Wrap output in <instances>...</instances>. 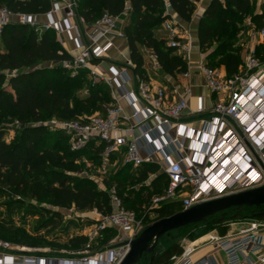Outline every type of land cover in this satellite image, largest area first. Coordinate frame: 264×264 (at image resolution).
<instances>
[{
	"label": "built area",
	"instance_id": "built-area-1",
	"mask_svg": "<svg viewBox=\"0 0 264 264\" xmlns=\"http://www.w3.org/2000/svg\"><path fill=\"white\" fill-rule=\"evenodd\" d=\"M257 4V14H263L264 0H257ZM76 6L75 0L65 7L52 5L44 28L57 34L75 30L78 54L74 55L73 63L67 65L74 74L87 69L96 80L108 84L113 98L106 107V114H87L59 124L68 135L72 150H83L90 144L101 146L98 163L84 159L87 169L95 172L86 173V169L81 173L85 172L87 178L105 189V181L118 168L124 165L139 168L144 163H155L160 166V172L167 175L168 184L162 193L151 198L143 216L127 208L117 187L112 185L108 192L113 210L108 213L97 209L87 211L88 215L83 218L86 223L76 235L85 236L86 242L73 249L72 254H41L30 246L0 240V264H121L130 251L131 241L146 228V216L157 215L154 210L162 204L179 200L184 211L208 200L264 185V52H258L253 45L241 71L230 77L221 75L204 60L199 63L198 72L206 86L212 94L222 98L209 108L200 104L195 114L204 117L205 125L196 132L181 122L192 85L184 87V97L170 102L165 86L148 78L146 68V77L136 74L131 59L121 67H111V76L99 72L95 62L106 58L114 46L110 37L126 39L125 26L120 24L119 17L104 14L92 23L95 26L92 32L83 34L72 22L77 16ZM170 8L168 3V13ZM60 11L66 13L65 25L54 19ZM14 16L18 19L13 21ZM80 20L85 22L82 17ZM9 22L38 25L35 16L15 14L0 5V34ZM163 30L168 33L167 44L182 50L184 58L189 57L191 45L179 36L172 15L163 24ZM257 37L264 45V21L258 27ZM153 61L160 66L155 54ZM181 74L184 78L190 77L188 70ZM132 80H136L137 86L130 90L127 84ZM121 97L128 100L131 117L122 114ZM224 122L237 124L242 137L237 139L232 130L221 136ZM172 130L176 131L175 137L171 135ZM246 139L254 146L259 159L252 161L249 157ZM188 140H191L189 145ZM186 148L191 149V155L184 153ZM157 155L163 157V163L155 159ZM112 233L115 236L110 246L94 250V245ZM210 242L225 252V260L210 254L194 262V248L187 247L181 255L172 258L171 264H264V220L247 218V226L223 236L210 235Z\"/></svg>",
	"mask_w": 264,
	"mask_h": 264
},
{
	"label": "trees",
	"instance_id": "trees-1",
	"mask_svg": "<svg viewBox=\"0 0 264 264\" xmlns=\"http://www.w3.org/2000/svg\"><path fill=\"white\" fill-rule=\"evenodd\" d=\"M77 1V14L86 23H95L104 14L127 21L125 35L136 74L146 77L144 69L146 60L142 47L154 52L159 65L167 73L173 75L187 70L188 62L183 55L177 53V48L170 47L166 38H158L156 32L170 18L167 12L168 3L178 16L190 22L200 0ZM0 5L15 14L36 16L47 14L52 8V0H0ZM254 11L253 0L210 2L200 19L198 31L200 50L207 52L208 65L215 69L224 66L228 77L241 71L244 60L240 49L233 48L236 43L238 20L243 15L253 14ZM263 21L264 13L256 14L255 22L258 27ZM215 40H218L219 46L214 49ZM257 49L260 53L264 52V45H258ZM73 61L74 56L63 47L54 30L39 33L36 26L20 22H9L2 29L0 121L2 112L8 110L20 122L22 129L19 136L8 143L4 140V130L0 125V183L13 187L23 195H30L39 200L48 198L56 207L66 209L74 207L79 211L97 209L104 213L113 210L108 189L115 185L123 199V204L127 208L136 210L139 216H143L151 198L162 193L168 184L167 175L160 172L158 164L144 163L139 167L141 172L138 178L133 176L126 181L123 180V172L132 166L124 165L105 181V189H100L97 182L79 176L84 168L78 163V159L88 156L98 163L101 146L90 144L83 150H72L69 137L62 129L59 134L65 142L64 151L59 147L42 148L38 143L40 139L45 141L50 136L47 127L40 124L47 115L74 120L87 114H94L93 111L106 114V107L113 101L111 87L103 81L94 82L89 86L88 94L78 101L79 107L75 109L69 99L71 91H64L53 82L57 78V67L39 66L47 62L71 64ZM89 75L91 76V73L87 69H81L74 77L68 76L66 83L71 87L72 84L77 86ZM148 180L150 182L147 184ZM128 182L132 184L137 182L140 186L127 188ZM244 209L249 211L248 215L244 213ZM154 211L159 215L157 219L159 220L181 212L182 205L179 200L172 201L162 204ZM259 212L260 209L256 207H244L241 210L233 208L180 230L205 224L208 229L216 230L223 236L227 234L230 222L254 218L253 216ZM256 218L264 220V214ZM61 220V216L55 213L51 223L59 225ZM146 220H148L147 216ZM6 230L0 223V234ZM209 231L203 230L200 233V230H197L192 234L191 239H198ZM85 242V236H77L70 240L76 248H80ZM161 247H165V250L155 258L153 264H171L174 256L184 252L182 243L177 241H171L169 245L162 243L157 250ZM143 260L148 264L150 255L144 257L141 262Z\"/></svg>",
	"mask_w": 264,
	"mask_h": 264
},
{
	"label": "rangeland",
	"instance_id": "rangeland-1",
	"mask_svg": "<svg viewBox=\"0 0 264 264\" xmlns=\"http://www.w3.org/2000/svg\"><path fill=\"white\" fill-rule=\"evenodd\" d=\"M253 2L255 3L254 13L243 15L238 20L236 43L233 45L234 49H240L243 60H245L250 48L253 45H255L257 48V46L261 44L257 37L258 26L255 22L258 4L257 0H253ZM159 31V35L161 37H165L164 35H167V32L163 30V26ZM218 46V40H215L213 42V48H218ZM201 53L203 58L206 60L207 52L204 53L201 51ZM145 56L147 59V66L150 68H159L158 71L162 70L161 66L155 65L151 57H147V54H145ZM39 66L50 68L57 67V78L53 80V82L64 91H71V93H69V99L71 101L72 107L75 109L79 107L78 101L88 94L90 88L89 86H91V84L94 82H99L94 77H92V75H89L87 79L80 81V84L77 86L72 84L71 87L67 85L66 78L68 76L74 77L77 73L74 74L66 63L47 62L41 63ZM220 67L221 66H219V68ZM92 113H96V111H93ZM1 117L0 125L4 130V140L8 143H11L19 136L22 125L16 118L12 116L8 110L3 111ZM66 119L67 118H65V120L58 119L53 115L46 116L44 121H42L40 124H43L47 127L50 132V136L45 141L41 139L38 141L40 147H59L61 148V151H64L65 142L62 139L63 137L59 134V124L63 121H66ZM172 135L175 136L174 131L172 132ZM84 159L90 160L88 156H82L78 159V163L82 165L85 171L87 169V165ZM155 159H157V157H155ZM119 170L120 168L115 170L114 173L118 172ZM94 172V170H86V173L91 174ZM140 172L141 168L129 167L123 172V180L126 181L128 178L133 176L138 178ZM86 173H79V176L86 177ZM150 178H152V176H150ZM149 182L150 180H148L146 183L148 184ZM126 186L127 188H139L140 185L137 182H134V184L128 182ZM55 213H58L61 216L62 220L61 224L59 225L51 223ZM244 213L248 215L249 211L244 209ZM87 215V211H79L74 207L70 209L56 207L52 205L48 198L39 200L30 195H23L16 191L13 187L0 183V223L7 229L4 233L0 234V240L9 241L13 243V245L30 246L35 250L34 252L41 254L49 253L54 256L72 254V250L76 248V245L70 243V240L72 237L75 238L76 235L82 231V226L86 223L83 221V218ZM158 217V214L149 215L146 226L156 221ZM239 227H241L240 224L236 226L237 229ZM197 230H200V233L203 230H210L208 233L213 231L208 229L205 224L185 230L178 229L172 231L171 235L165 236L162 239V243L164 245H169L171 241L182 242L183 239H191L192 234ZM114 236L115 234L113 233L111 235L108 234L104 240L94 245V250H99L106 246H110V241ZM198 244H200V242ZM212 253H216V250H213ZM145 263V260H143L139 264Z\"/></svg>",
	"mask_w": 264,
	"mask_h": 264
},
{
	"label": "crops",
	"instance_id": "crops-1",
	"mask_svg": "<svg viewBox=\"0 0 264 264\" xmlns=\"http://www.w3.org/2000/svg\"><path fill=\"white\" fill-rule=\"evenodd\" d=\"M69 1L71 0H52V5L59 4L62 7H65ZM77 3V0H75ZM212 0H200L197 3L196 10L193 14L192 20L190 22L185 21L180 16L176 14V12L170 8L169 13L172 15L177 23L178 29H179V36L183 37V41L186 44L191 45V53L189 57L185 58L188 62V68L187 70L190 72L189 78H184L182 76V72H177L175 74H169L163 69L160 71H154L152 68L147 66V59L145 54H147V57H151V59L154 58V52L147 48L142 47V52L145 56L146 60V69H147V77L164 85L167 90L168 100L171 102L175 99H178L180 97L185 96L184 87L187 84L192 85V93L187 97L188 101V108L185 111V114L183 118L181 119V122L184 123L186 126L194 129L196 132L201 130L204 125V117L201 115L195 114V111L198 109L200 104H203L206 108H209L214 105L215 102L221 100V96H217L216 94H212L208 87L206 86L203 77L198 72V66L201 61H206L203 58V55L200 50L199 45V37H198V31H199V22L201 17L203 16L205 10L209 6L210 2ZM78 5V4H77ZM76 13H77V6H76ZM18 17L14 16L12 20H17ZM35 19L38 22L37 30L39 33H43L45 30L44 24L49 21V18L46 14L43 15H36ZM54 19L61 23L62 25H65V19H66V13L65 11H60L59 13H56L54 15ZM122 23L121 25H126L127 21L125 19H120ZM72 22L80 28L81 32L83 34H89L95 29V26L93 24H89L86 22H81L80 16L77 14V16L72 18ZM165 31V30H164ZM160 31L156 32V36L158 38H161L159 35ZM57 39L61 42L63 47L73 56L78 54L77 50V40H76V32L75 30H72L71 32L64 30L62 33L57 34ZM164 38L168 37L167 35H164ZM114 43V46L109 50L108 55L106 58L102 60H98L95 64V68L105 74L106 76H111V67H121L123 66L128 59H130V51L128 47L127 40L124 38L119 37H110ZM178 54L184 55L185 53L182 50H177ZM219 73L221 75H227L226 68L224 66H221L220 68H217ZM136 80H132L127 84V87L131 90L136 87ZM119 104L122 107V114L125 116L131 117L132 109L129 105V102L127 99L121 97L119 98ZM154 124V123H153ZM228 130H232L236 134V138L240 139L242 136L240 134V129L237 124H233L231 122H224L223 128L221 130V136H223ZM174 131L176 136V131ZM173 136V135H172ZM174 136V137H175ZM191 140L187 141V144L189 145ZM246 148L249 150V157L252 161H255L256 158L259 159L258 153L256 152L254 146L251 142H249L247 139L245 140ZM196 147V145H195ZM184 153L187 155H191L192 151L189 148H186L184 150ZM157 160L159 162L163 163V157L161 155H157ZM172 158L175 160L177 156H172ZM240 224L241 227L238 229L236 226ZM247 226V218L238 220V221H232L229 223V230L228 232H237L241 228ZM227 232V233H228ZM219 234L216 230H213L212 232L198 238V239H183L182 246L183 248L191 247L194 248V252L192 254V259L195 261H198L202 257L210 254H216L220 258H222L223 253V259H226V254L223 250H220L219 248H216V246L210 242V235H216ZM220 235V234H219ZM200 242V244H198ZM213 250H216V253H212Z\"/></svg>",
	"mask_w": 264,
	"mask_h": 264
},
{
	"label": "water",
	"instance_id": "water-1",
	"mask_svg": "<svg viewBox=\"0 0 264 264\" xmlns=\"http://www.w3.org/2000/svg\"><path fill=\"white\" fill-rule=\"evenodd\" d=\"M244 207L260 209L253 217L264 214V185L249 190L229 194L197 204L187 210L159 219L149 224L141 234L131 241L130 251L121 264H139L144 257L150 255L148 264H153L165 247H161V239L170 235L172 231L185 226L208 220L209 217L228 210Z\"/></svg>",
	"mask_w": 264,
	"mask_h": 264
}]
</instances>
